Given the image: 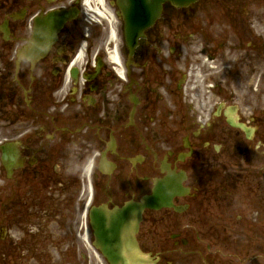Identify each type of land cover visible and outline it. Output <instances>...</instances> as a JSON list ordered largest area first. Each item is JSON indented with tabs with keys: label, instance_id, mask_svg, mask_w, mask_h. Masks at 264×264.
<instances>
[{
	"label": "flooded vegetation",
	"instance_id": "obj_1",
	"mask_svg": "<svg viewBox=\"0 0 264 264\" xmlns=\"http://www.w3.org/2000/svg\"><path fill=\"white\" fill-rule=\"evenodd\" d=\"M120 1L0 0V264H58L160 183L147 262L264 264V0L166 2L131 45Z\"/></svg>",
	"mask_w": 264,
	"mask_h": 264
},
{
	"label": "water",
	"instance_id": "obj_2",
	"mask_svg": "<svg viewBox=\"0 0 264 264\" xmlns=\"http://www.w3.org/2000/svg\"><path fill=\"white\" fill-rule=\"evenodd\" d=\"M143 15L147 14L144 12L141 16ZM145 24L149 25L150 23L129 20L126 23V30L128 33H137L145 27ZM160 192H156L153 196L145 197L142 202L128 204L122 209L117 208L112 213H103L102 209L93 213V223L95 228L98 227L95 231V235L99 240L97 245L113 264H143L135 260L140 254L135 249L136 243L133 236L138 228L142 212L146 208H159L165 205ZM110 224L113 228L109 227L110 229H105ZM113 224H121L122 226L116 227ZM99 227H101V230ZM125 256H132V258L128 260Z\"/></svg>",
	"mask_w": 264,
	"mask_h": 264
},
{
	"label": "rangeland",
	"instance_id": "obj_3",
	"mask_svg": "<svg viewBox=\"0 0 264 264\" xmlns=\"http://www.w3.org/2000/svg\"><path fill=\"white\" fill-rule=\"evenodd\" d=\"M251 10H253V8H251ZM60 234V232L58 233ZM53 235L55 236L56 234L53 233ZM84 248L82 247H75L74 250L77 252V256L79 257L80 252L83 250ZM67 250V248L65 250H62L61 248H58V253L54 254L57 258V262L58 264H75L74 261H70V259L68 258L70 256L69 254H65V251ZM90 254L92 255L91 257H93V261L91 264L97 263L98 262V257L94 256L92 253V250L89 249ZM59 257V258H58ZM78 264H82V263H78Z\"/></svg>",
	"mask_w": 264,
	"mask_h": 264
}]
</instances>
